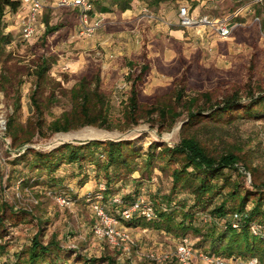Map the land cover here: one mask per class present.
Instances as JSON below:
<instances>
[{
    "label": "rangeland",
    "instance_id": "1",
    "mask_svg": "<svg viewBox=\"0 0 264 264\" xmlns=\"http://www.w3.org/2000/svg\"><path fill=\"white\" fill-rule=\"evenodd\" d=\"M92 1L101 27L91 37L80 35L77 11L55 7L57 0H49L51 7L29 41L20 35L25 9H6L0 21V36L11 41L0 45V264H14L35 236L44 245L51 240L60 243L63 253L57 264H107V258L114 264H178L176 248L184 240L191 247L192 264H215L210 258H220L224 264L257 259L209 253L208 232L224 230L210 214L222 195L205 208H192L190 194L175 193L166 205L171 172L178 164L158 161L145 171L140 162L135 173L105 192L102 173L98 175L94 165L79 168L63 163L48 175L32 168L31 162L34 153L92 140H62L63 135L85 130L102 135L99 141H131L143 156L151 146L159 151L182 138H194L215 159L227 154L239 158V175L224 171L223 194L232 190L233 183L240 192L255 191L253 185L264 191V119H243L240 111L220 119H211L208 112L200 121L188 119L193 98H198L194 107L198 108L205 107L203 95L216 104L237 93L246 105L249 95L264 91V0H170L159 6L134 0L126 12H120L115 0ZM180 7L194 16L227 23L233 28L231 36L221 40L210 28L180 27ZM52 27L59 31L46 35ZM43 59L50 69L39 79ZM143 66L148 69L137 82L139 112L133 124L127 117L130 80L140 76ZM97 79L104 102L93 98V111L103 115L106 125L51 133L52 122L74 111L77 85L84 81L92 92ZM127 196H142L152 204L155 220L140 218L143 224L155 222L165 207L175 224L169 231L129 226L118 217L130 206ZM95 206L119 219L116 232L126 235L127 241L118 237L112 243L95 235L101 226ZM251 208L249 202L246 210ZM182 212L192 214L191 219H184ZM181 221L187 227L185 235L177 225ZM151 255L168 260L158 262ZM257 261L264 264V256Z\"/></svg>",
    "mask_w": 264,
    "mask_h": 264
},
{
    "label": "trees",
    "instance_id": "2",
    "mask_svg": "<svg viewBox=\"0 0 264 264\" xmlns=\"http://www.w3.org/2000/svg\"><path fill=\"white\" fill-rule=\"evenodd\" d=\"M133 1L115 0L114 3L120 12H126L130 9ZM149 1L152 6H159L170 0ZM19 8H21V4L18 0H0V21L6 9L16 12ZM103 12L108 11L103 10ZM57 31H59L58 27L47 28L45 34H54ZM10 43L9 36H0V45H9ZM49 69L50 64L43 59L38 71L39 79ZM147 69V66L141 67L140 76L136 80H130L132 84L127 117L133 121V124H137L139 112L137 82L141 81V77ZM98 86L99 79L96 80L95 89L90 92L89 84L84 81L80 82L76 92H74L76 103L74 111L72 114H65L61 119L52 122L49 127L51 133H67L77 127H103L106 125L107 120L103 115L95 114L93 111V98L97 100V103L103 104L104 102L102 97L98 95ZM182 95V92L177 94V101L182 99ZM202 97L205 99V107L194 108L198 98L189 101L188 119L190 122L200 121L205 117L204 113L206 112L209 113L211 119H220L224 115L233 116L236 111H240L238 116L243 119H264V91H260L257 95H249L247 98L249 102L246 105L241 104V98L237 93L216 104H210L211 101L207 95ZM162 116L165 114L162 113ZM175 118L177 115L174 116ZM158 161L167 166L171 163L179 165L171 172L172 187L169 196L166 198L167 206L171 204L170 197L175 193L190 194L193 198L192 208H205L212 203L216 196L222 195L224 197L218 206L210 210V214L222 222L224 228L218 234H215L213 230L208 232L207 237L210 239L208 251L210 254H224L228 257L240 255L257 259L264 256V238L254 236L251 232V227L254 224L264 225V191L253 185L255 191L240 192L239 185L233 183L231 184L232 190L223 194L221 191L227 181L224 171H235L239 175V158L233 154H227L215 159L209 156L194 138H182L174 147H164L159 151H157L156 145L151 146L144 156L131 141H87L79 145L64 144L49 153H34L31 164L32 168L45 171L48 175L57 171L63 163L76 164L79 168H82L84 164L94 165L97 174L102 173L101 179L105 183V192H109L118 180L135 173L138 163H142L145 171H151V168L155 167ZM137 198L132 199L127 196L125 203L130 201L127 205H131ZM229 202L231 205L227 206ZM249 202L252 203V208L247 211L246 205ZM182 215L184 219L188 217L191 219L192 217V214H187V212H182ZM175 222L173 214L165 207L160 209L158 219L153 223L143 224L142 219L134 218L128 221V225L169 231ZM177 225L185 235L187 231L185 223L181 221ZM234 225L237 227L234 228ZM62 253L58 241L51 240L44 245L38 236H35L31 246L16 256L14 264H57L60 262ZM107 264H114V261L107 258Z\"/></svg>",
    "mask_w": 264,
    "mask_h": 264
},
{
    "label": "built area",
    "instance_id": "3",
    "mask_svg": "<svg viewBox=\"0 0 264 264\" xmlns=\"http://www.w3.org/2000/svg\"><path fill=\"white\" fill-rule=\"evenodd\" d=\"M21 7L26 10V15L20 23V35L25 41L33 39L38 33V27L43 16V13L51 6L48 5L49 0H18ZM57 8H68L77 11L78 21L80 26V35L82 37H91L101 27V20L95 14V7L92 0H57ZM179 25L182 28H210L219 39L225 40L229 38L233 32V28L227 23H218L209 20L205 16H194L187 7L178 9ZM62 203H65L62 200ZM96 214L100 220L101 226L95 229V235L98 238H105L112 243H115L116 238L120 237L122 241H127L126 235H119L116 232V225L119 224V219L109 216L102 207L95 206ZM118 217L122 221H130L134 218H143L149 221L155 220V213L152 204L147 203V200L139 196L133 204L124 208ZM236 228L237 226H233ZM251 232L254 236L264 238V225L254 224L251 227ZM192 250L188 245L187 240L182 241L176 248L175 258L178 264H192ZM151 259L162 262L168 260L167 256L157 258L151 255ZM211 263L224 264L220 258H210ZM248 264H258L257 259H251Z\"/></svg>",
    "mask_w": 264,
    "mask_h": 264
},
{
    "label": "bare ground",
    "instance_id": "4",
    "mask_svg": "<svg viewBox=\"0 0 264 264\" xmlns=\"http://www.w3.org/2000/svg\"><path fill=\"white\" fill-rule=\"evenodd\" d=\"M102 135H100L98 132L92 131V130H85L82 133L76 134V135H63L62 140H90V139H98L101 138Z\"/></svg>",
    "mask_w": 264,
    "mask_h": 264
},
{
    "label": "water",
    "instance_id": "5",
    "mask_svg": "<svg viewBox=\"0 0 264 264\" xmlns=\"http://www.w3.org/2000/svg\"><path fill=\"white\" fill-rule=\"evenodd\" d=\"M90 141H99V140H97V139H92V140H90Z\"/></svg>",
    "mask_w": 264,
    "mask_h": 264
}]
</instances>
